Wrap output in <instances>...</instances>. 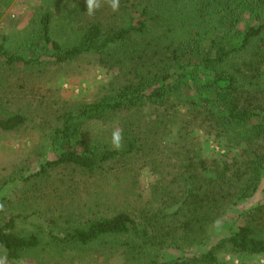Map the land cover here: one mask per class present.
I'll return each instance as SVG.
<instances>
[{"label": "trees", "instance_id": "1", "mask_svg": "<svg viewBox=\"0 0 264 264\" xmlns=\"http://www.w3.org/2000/svg\"><path fill=\"white\" fill-rule=\"evenodd\" d=\"M132 8L124 23L88 21L78 27L76 41L65 43L55 34L54 14L43 10L22 42V54L0 45V67L7 69L105 57L111 50L132 68L125 85L64 115L52 140L57 159L38 176L63 165L94 173L143 152L149 137L169 146L176 162L177 188L160 194V206L139 217L122 211L62 235L50 233L57 244L86 247L113 237L127 245L139 242L140 251L159 249L170 238L176 246L195 245L231 205L264 194V0H140ZM26 123L22 114L0 115L3 132ZM92 123H112L111 132L122 129V150H114L106 136L90 138L86 127ZM192 124L223 144V159L206 157L199 142L191 141ZM247 216L189 263L218 264L223 253L264 255V202ZM17 227L11 217L0 228L10 260L41 244L38 235L22 236ZM181 229L187 237L180 238Z\"/></svg>", "mask_w": 264, "mask_h": 264}, {"label": "rangeland", "instance_id": "2", "mask_svg": "<svg viewBox=\"0 0 264 264\" xmlns=\"http://www.w3.org/2000/svg\"><path fill=\"white\" fill-rule=\"evenodd\" d=\"M136 1L140 0H120L119 11L113 12L106 0H101L103 6L89 16L86 0H0V45L4 43L10 51L22 54V42L43 10L54 14L55 34L65 43L76 41L78 27L88 21L124 23ZM75 10L78 14L72 15ZM73 17L75 29L69 25ZM125 58L111 50L105 57L85 55L60 65L0 67V115L27 117V123L15 132L0 130V204L4 206L0 211V228L15 217L19 234L38 235L41 241L39 247L26 251L20 260H10L0 245V260L4 264H194L189 260L207 253L219 239L245 223L248 213L263 205V192L236 202L207 228L206 240L195 245L176 246L170 238L159 249L148 247L140 251L139 242L127 245L123 238H104L86 247L52 240L50 233L62 235L79 225L122 211L139 217L144 209L160 206L156 199H161V193L177 188L173 180L176 162L172 161L169 146L154 137L144 138L143 152L107 164L94 173L63 165L38 176L47 162L57 159L52 140L64 115L84 103L97 102L108 91L133 78L132 68L123 63ZM147 119L144 118L143 124ZM111 125L92 123L86 127V134L93 139L105 136L111 139ZM190 126L193 136L190 139L195 144L199 142L204 155L223 159V144L194 124ZM186 234L181 229L178 235L184 238ZM218 264H264V255L223 253Z\"/></svg>", "mask_w": 264, "mask_h": 264}, {"label": "clouds", "instance_id": "3", "mask_svg": "<svg viewBox=\"0 0 264 264\" xmlns=\"http://www.w3.org/2000/svg\"><path fill=\"white\" fill-rule=\"evenodd\" d=\"M108 6L113 12H118L120 8V0H106ZM87 4V15L93 16L95 11L100 9L103 5L101 0H86ZM124 135L122 129L115 127L111 133V146L114 150L120 151L123 148ZM4 210L3 204H0V211ZM6 260V257H5ZM0 264H4L3 260H0Z\"/></svg>", "mask_w": 264, "mask_h": 264}]
</instances>
